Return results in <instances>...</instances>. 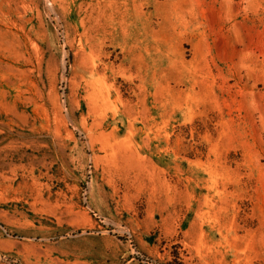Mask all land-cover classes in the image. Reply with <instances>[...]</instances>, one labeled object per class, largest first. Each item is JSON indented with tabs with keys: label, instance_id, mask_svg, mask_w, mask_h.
I'll return each instance as SVG.
<instances>
[{
	"label": "rangeland",
	"instance_id": "rangeland-1",
	"mask_svg": "<svg viewBox=\"0 0 264 264\" xmlns=\"http://www.w3.org/2000/svg\"><path fill=\"white\" fill-rule=\"evenodd\" d=\"M0 264H264V0H0Z\"/></svg>",
	"mask_w": 264,
	"mask_h": 264
},
{
	"label": "bare ground",
	"instance_id": "bare-ground-1",
	"mask_svg": "<svg viewBox=\"0 0 264 264\" xmlns=\"http://www.w3.org/2000/svg\"><path fill=\"white\" fill-rule=\"evenodd\" d=\"M34 247V246H33Z\"/></svg>",
	"mask_w": 264,
	"mask_h": 264
}]
</instances>
